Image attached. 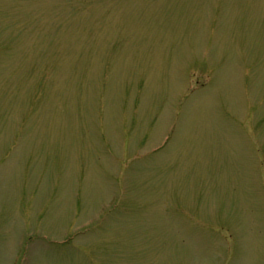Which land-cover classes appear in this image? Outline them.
Masks as SVG:
<instances>
[{"label":"rangeland","instance_id":"374dc122","mask_svg":"<svg viewBox=\"0 0 264 264\" xmlns=\"http://www.w3.org/2000/svg\"><path fill=\"white\" fill-rule=\"evenodd\" d=\"M0 264H264V0H0Z\"/></svg>","mask_w":264,"mask_h":264}]
</instances>
